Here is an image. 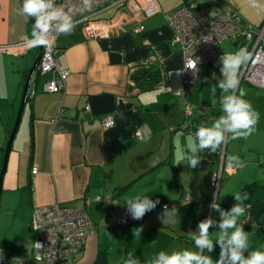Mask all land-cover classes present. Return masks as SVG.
Returning <instances> with one entry per match:
<instances>
[{
  "label": "crops",
  "instance_id": "obj_1",
  "mask_svg": "<svg viewBox=\"0 0 264 264\" xmlns=\"http://www.w3.org/2000/svg\"><path fill=\"white\" fill-rule=\"evenodd\" d=\"M188 1L158 0L163 10L181 8ZM191 1L210 17L232 9L239 26H264V0H257L259 7L249 0ZM21 7L20 0H0V173L27 74L38 53V48L9 47L32 38L33 25L18 14ZM115 11L102 17L117 16L120 24L107 38H86L78 26L70 35L57 37L58 67L68 72L63 92L42 91L49 75L31 79L28 91L34 95L27 96L1 182L0 219L9 216L15 229L10 241L19 245L28 236L34 207L55 204L85 212L93 225L83 250L68 264H123L129 252L148 264L160 251H199L189 233L207 217L219 219L210 208L213 200L229 210L239 192L248 195L238 221L248 233L245 255L264 252V89L239 82L260 119L247 139L229 138L221 145L225 156L215 199L209 177L219 167L218 150L197 151L194 144L197 127L223 114V93L217 87L222 78L220 57L248 53V44L227 40L217 45L215 62L201 68L195 88L185 98L182 55L171 45L173 32L162 16L146 17L141 21L144 31L134 34L131 28L139 16L124 8ZM187 104L189 117L184 114ZM108 116L114 125L102 128L100 120ZM193 152L201 157L196 168L188 166ZM233 156L242 162L241 169H235L237 162L229 159ZM32 168L37 169L35 176ZM136 195H148L160 204L142 219L118 225L115 219L127 208L126 199ZM97 197L109 198L108 204L97 202ZM164 205L179 210L175 225L159 218ZM140 227L143 231L135 237L133 229ZM218 231L210 229L213 241ZM28 237L30 253L10 258L12 264L33 254V237ZM219 252L216 245L204 254L215 264Z\"/></svg>",
  "mask_w": 264,
  "mask_h": 264
},
{
  "label": "built area",
  "instance_id": "obj_2",
  "mask_svg": "<svg viewBox=\"0 0 264 264\" xmlns=\"http://www.w3.org/2000/svg\"><path fill=\"white\" fill-rule=\"evenodd\" d=\"M57 6L70 11L75 27H81L86 38L103 39L113 35L120 28L117 16L102 18L111 10L126 9L129 14L139 16L131 32L139 34L145 27L142 20L154 14H160L165 23L171 28L173 35L171 45L176 46L183 59L181 70L184 90L183 97H187L195 88L201 68L211 65L217 58L216 47L227 40H242L248 44V53L252 59L241 67L238 80L257 89H264V26L241 27L237 24V12L232 9L219 12L214 17L205 13L195 2L189 0L187 5L175 10H163L158 0H92L90 7L86 8L82 0H55ZM210 4H215L211 2ZM115 11V13H116ZM59 35L54 31L48 35V43L42 45V53L37 66L36 75L39 77L49 75L43 84L42 91L47 93H60L65 89L68 72L58 67L55 42ZM32 38L21 43L9 46L11 49L26 51L38 48L39 45L31 43ZM257 54L259 57L257 58ZM255 61V62H253ZM195 64L196 69L188 68ZM34 92L28 95L33 96ZM89 111V107L85 108ZM186 117L191 115L187 104L184 108ZM102 128H111L114 125L111 116L100 120ZM220 163L218 169L209 177L212 198L215 199L220 189L222 160L225 156L224 148L218 149ZM235 169L243 167L242 162L234 165ZM37 169H31L35 176ZM99 203L108 204L109 198L97 197ZM190 203L191 199H185ZM116 222L124 226L134 221L128 209L116 217ZM30 231L33 233V254L21 258L13 264H68L69 260L80 253L89 236L93 232V225L83 211L62 210L57 205L34 207L30 219ZM0 254L3 250L0 248ZM0 264H9L6 259H0Z\"/></svg>",
  "mask_w": 264,
  "mask_h": 264
},
{
  "label": "clouds",
  "instance_id": "obj_3",
  "mask_svg": "<svg viewBox=\"0 0 264 264\" xmlns=\"http://www.w3.org/2000/svg\"><path fill=\"white\" fill-rule=\"evenodd\" d=\"M84 7L88 8L92 0H82ZM252 7H259L257 0H249ZM70 11L57 6L55 0H23L22 7L18 10L19 15L26 18H34L32 40L33 45H46L48 35L55 32L57 35H70L75 27ZM259 54H257V58ZM252 59V54L238 52L235 54L220 57L221 75L217 87L221 90L220 104L222 115L210 125H200L194 135V144L197 151L208 150L216 153L226 139H247L256 131L260 114L252 104L244 99L246 93L239 88L237 73L239 68ZM255 62V61H253ZM195 64L188 65V68L196 69ZM215 78V73H213ZM238 92V94H237ZM232 161L238 162V157H230ZM201 157L193 152L189 159L188 166L196 168ZM235 203L229 210L222 209L217 199L213 200L210 208L219 214V219L207 217L201 220L195 231L189 233L190 239L194 241L195 248L199 251L183 249L171 253L160 251L148 261V264H213V258L205 255L207 250L211 253L215 246L220 248L219 258L215 264H264V252L252 251L245 255L249 247L248 233L244 231L243 224L239 218L245 214L244 201L248 199L247 193H235ZM160 204L158 199L153 200L148 195H136L126 199L124 206L127 207L132 218L140 220L147 212L154 210ZM179 210L173 206H163L160 219L163 224L175 225L178 219ZM218 228V236L215 241L210 238V229ZM231 230V231H230ZM143 228L133 229V235L140 237ZM3 259V254H0ZM123 264H141L133 253L129 252Z\"/></svg>",
  "mask_w": 264,
  "mask_h": 264
},
{
  "label": "rangeland",
  "instance_id": "obj_4",
  "mask_svg": "<svg viewBox=\"0 0 264 264\" xmlns=\"http://www.w3.org/2000/svg\"><path fill=\"white\" fill-rule=\"evenodd\" d=\"M200 1L202 0H199V2ZM9 218V216L6 218H3L2 216L0 219V248L5 250L4 258L8 260L9 264H12V260H10V258H19L20 256H24L26 253H30V245L32 241L28 236L31 235L33 237V233L29 230L30 233L27 232L28 236L23 238L19 245H14L10 240L15 236V229L12 228Z\"/></svg>",
  "mask_w": 264,
  "mask_h": 264
},
{
  "label": "water",
  "instance_id": "obj_5",
  "mask_svg": "<svg viewBox=\"0 0 264 264\" xmlns=\"http://www.w3.org/2000/svg\"><path fill=\"white\" fill-rule=\"evenodd\" d=\"M20 1H21V4H23V0H20ZM28 20L33 25L34 18L30 17V18H28ZM41 53H42V45H39L37 56H36L32 66H31V68H30V70H29V72L27 74V78H26V82H25V86H24V91H23V94H22V98H21L19 110H18V113H17V117H16V120L14 122L13 128L11 130L10 136L8 138V141H7V144H6V147H5L4 158H3V166H2L1 173H0V193H1V182H2V178H3V174L5 172V168H6L8 156H9V153H10V150H11L12 142H13L14 136H15V134L17 132L19 123H20V119H21V116H22V112H23V109H24V105H25L27 96L29 95L28 89H29V85H30L31 79L36 74V70H37V66H38L39 61H40Z\"/></svg>",
  "mask_w": 264,
  "mask_h": 264
}]
</instances>
